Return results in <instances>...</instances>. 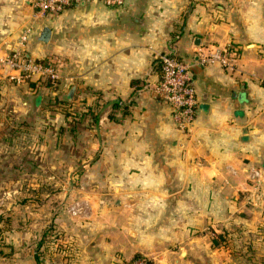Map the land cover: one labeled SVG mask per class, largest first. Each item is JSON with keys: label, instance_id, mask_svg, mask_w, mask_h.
<instances>
[{"label": "crops", "instance_id": "0c3cea01", "mask_svg": "<svg viewBox=\"0 0 264 264\" xmlns=\"http://www.w3.org/2000/svg\"><path fill=\"white\" fill-rule=\"evenodd\" d=\"M31 26L27 55L57 58L61 78L0 65V264H264V0L87 1L40 18L0 0V58ZM208 48L237 58L201 64ZM169 51L195 82L186 132L153 91Z\"/></svg>", "mask_w": 264, "mask_h": 264}, {"label": "built area", "instance_id": "2783aa9c", "mask_svg": "<svg viewBox=\"0 0 264 264\" xmlns=\"http://www.w3.org/2000/svg\"><path fill=\"white\" fill-rule=\"evenodd\" d=\"M35 15L40 18L47 15H57L64 10L79 6L82 2L101 1L107 6L117 7L126 0H30ZM34 27L26 28L21 34L20 43L6 58H0V65H5L11 71H17L19 78L50 79L57 82L60 78V62L55 57L35 59L27 55L25 44L32 35ZM237 58L234 49L208 48L200 58L201 64L217 62L223 67H231ZM159 79L153 86L154 94L166 101L172 108L173 119L177 127L186 132L192 125L197 111V92L189 66L172 51L159 54L156 58ZM12 76V75H11ZM263 172V171H262ZM260 170L254 172V177L263 176ZM78 214L79 209H73ZM143 256L133 259L128 264H147Z\"/></svg>", "mask_w": 264, "mask_h": 264}, {"label": "rangeland", "instance_id": "374dc122", "mask_svg": "<svg viewBox=\"0 0 264 264\" xmlns=\"http://www.w3.org/2000/svg\"><path fill=\"white\" fill-rule=\"evenodd\" d=\"M29 28V27H28ZM59 81V80H58ZM54 83H56V82H54ZM55 84H53V86H54ZM65 96H63L60 100H59V102L61 103L60 104V107H62V108H68V106H69V102H67L68 100H66L65 98H64ZM83 107V106H82ZM73 185V184H72ZM74 186L76 187V189H77V195H76V201H78V200H80L81 198H83L84 197V194H83V191H84V189H83V186H84V182H83V180H75V182H74ZM144 258H146V257H144ZM148 258V257H147ZM146 258V259H147ZM148 261H150L149 259H147ZM131 262V261H130ZM150 262H152V261H150Z\"/></svg>", "mask_w": 264, "mask_h": 264}, {"label": "trees", "instance_id": "16d2710c", "mask_svg": "<svg viewBox=\"0 0 264 264\" xmlns=\"http://www.w3.org/2000/svg\"><path fill=\"white\" fill-rule=\"evenodd\" d=\"M156 65H157V62H156ZM36 81H41L40 79L38 80V79H36ZM42 81H45V83H46V85H48V86H52L53 84H54V81H52V80H50V79H47V80H42ZM53 231H54V233H53V235L56 233V230L55 229H53ZM137 257H140V256H136L135 258H137ZM134 258V259H135ZM147 264H150V261H147Z\"/></svg>", "mask_w": 264, "mask_h": 264}, {"label": "water", "instance_id": "95a60500", "mask_svg": "<svg viewBox=\"0 0 264 264\" xmlns=\"http://www.w3.org/2000/svg\"><path fill=\"white\" fill-rule=\"evenodd\" d=\"M86 2H82V5L85 4Z\"/></svg>", "mask_w": 264, "mask_h": 264}]
</instances>
